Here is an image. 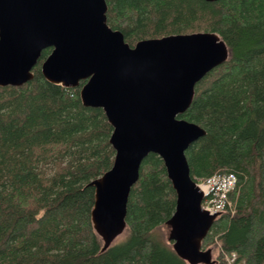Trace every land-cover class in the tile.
<instances>
[{
  "label": "trees",
  "instance_id": "16d2710c",
  "mask_svg": "<svg viewBox=\"0 0 264 264\" xmlns=\"http://www.w3.org/2000/svg\"><path fill=\"white\" fill-rule=\"evenodd\" d=\"M106 2L108 25L132 47L208 32L226 43L228 60L196 85L180 116L206 132L185 155L195 182L236 177L231 206L202 248L217 249L214 264H264V0ZM50 52L42 51L31 81L0 87V264H187L157 236L175 212L176 194L154 153L130 191L125 237L103 250L90 183L113 165V129L101 108L82 104L80 87L44 78Z\"/></svg>",
  "mask_w": 264,
  "mask_h": 264
},
{
  "label": "water",
  "instance_id": "95a60500",
  "mask_svg": "<svg viewBox=\"0 0 264 264\" xmlns=\"http://www.w3.org/2000/svg\"><path fill=\"white\" fill-rule=\"evenodd\" d=\"M107 11L106 0H0V87L31 81L42 51L50 48L41 64L44 78L80 87L82 104L101 108L113 129V165L90 183L91 221L103 250L125 233L130 191L142 161L154 153L176 194L175 212L165 223L168 243L187 264H214L212 249L202 242L219 213L202 207L204 193L185 155L206 132L180 116L193 103L196 85L228 60L229 49L211 32L145 39L132 47L108 25Z\"/></svg>",
  "mask_w": 264,
  "mask_h": 264
},
{
  "label": "built area",
  "instance_id": "2783aa9c",
  "mask_svg": "<svg viewBox=\"0 0 264 264\" xmlns=\"http://www.w3.org/2000/svg\"><path fill=\"white\" fill-rule=\"evenodd\" d=\"M227 176L220 177L214 175L205 181L198 180L196 183L201 187H205L204 200L202 207L210 214L221 213L225 210L228 201V193L236 186V177L233 174H225ZM230 206V204H228Z\"/></svg>",
  "mask_w": 264,
  "mask_h": 264
},
{
  "label": "rangeland",
  "instance_id": "374dc122",
  "mask_svg": "<svg viewBox=\"0 0 264 264\" xmlns=\"http://www.w3.org/2000/svg\"><path fill=\"white\" fill-rule=\"evenodd\" d=\"M198 181V180H197ZM168 235H169V227L166 226V225H163L158 231H157V236L163 240L164 242L168 243ZM125 237V233L122 234L120 237H118V239H116L115 242H118L120 241L121 239H123ZM114 242V243H115ZM208 249V248H207ZM212 249V256H213V259L215 260L216 257H217V249L214 248V247H211Z\"/></svg>",
  "mask_w": 264,
  "mask_h": 264
},
{
  "label": "bare ground",
  "instance_id": "6f19581e",
  "mask_svg": "<svg viewBox=\"0 0 264 264\" xmlns=\"http://www.w3.org/2000/svg\"><path fill=\"white\" fill-rule=\"evenodd\" d=\"M189 148V147H188ZM217 175H219L220 177H225V176H227V175H225L224 173H222V174H217ZM200 187V186H199ZM201 190H202V192H205L206 191V188L205 187H201L200 188ZM230 199V198H229ZM230 206H231V204H230ZM233 208V207H232ZM231 213V212H230ZM218 220V219H217ZM203 246V245H202Z\"/></svg>",
  "mask_w": 264,
  "mask_h": 264
}]
</instances>
